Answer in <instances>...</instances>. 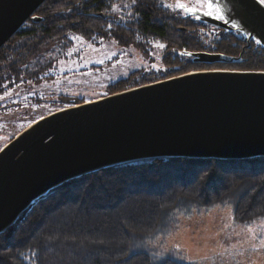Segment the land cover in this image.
Here are the masks:
<instances>
[{
	"label": "trees",
	"instance_id": "16d2710c",
	"mask_svg": "<svg viewBox=\"0 0 264 264\" xmlns=\"http://www.w3.org/2000/svg\"><path fill=\"white\" fill-rule=\"evenodd\" d=\"M114 7L132 12L130 20L116 22L110 14ZM35 16L43 21H29L0 49V86L13 78H37L50 69L60 52L71 47L70 34L88 41L110 37L141 51L149 39L165 44L163 73H133L105 94L212 68L194 63L188 52L242 53L244 60L228 67L264 71L263 48L252 43L246 49L235 34L191 19L184 23L188 18L170 0H47ZM58 45L60 49L53 48ZM216 208H231L238 225L264 220V158L157 159L68 182L34 203L0 235V264H197L182 253L148 244L171 236L178 216Z\"/></svg>",
	"mask_w": 264,
	"mask_h": 264
},
{
	"label": "water",
	"instance_id": "95a60500",
	"mask_svg": "<svg viewBox=\"0 0 264 264\" xmlns=\"http://www.w3.org/2000/svg\"><path fill=\"white\" fill-rule=\"evenodd\" d=\"M46 1L0 0V49L29 21H43L35 13ZM219 2L223 19L206 16L200 4L185 14L264 49V2ZM186 55L205 65L242 62ZM258 158H264V71L201 70L103 92L37 120L0 150V235L51 191L108 168L157 159Z\"/></svg>",
	"mask_w": 264,
	"mask_h": 264
},
{
	"label": "rangeland",
	"instance_id": "374dc122",
	"mask_svg": "<svg viewBox=\"0 0 264 264\" xmlns=\"http://www.w3.org/2000/svg\"><path fill=\"white\" fill-rule=\"evenodd\" d=\"M193 1L170 0L174 5H190ZM110 14L123 24L132 17V12L119 7H114ZM68 38L71 47L61 51L43 74L34 79L13 78L0 86V150L37 120L94 101L133 73L159 75L164 71L166 46L159 39L143 41L141 51L121 46L110 37L88 41L70 34ZM159 44L165 47L160 48ZM53 48L60 49V45ZM47 56L51 58V54ZM177 221L171 236L148 245L166 253H182L186 260L197 264H264V220L238 225L231 208H216L191 217L178 216Z\"/></svg>",
	"mask_w": 264,
	"mask_h": 264
},
{
	"label": "snow or ice",
	"instance_id": "6c2138e0",
	"mask_svg": "<svg viewBox=\"0 0 264 264\" xmlns=\"http://www.w3.org/2000/svg\"><path fill=\"white\" fill-rule=\"evenodd\" d=\"M262 2H264V0H262ZM132 3L135 4L136 0H132ZM125 7H127V5H125ZM176 7L179 9L184 10L185 12L188 13H194L196 12L198 9L195 7H187L184 3H177ZM201 7L206 8V11L204 12V14L206 16H212L215 15V17L217 19H223V16L221 15L222 12V6L219 2V0H203ZM77 39H79L77 37ZM257 44H260V41L257 40L256 41ZM160 48H164L165 46L163 44H159L157 45ZM184 53H182L183 55Z\"/></svg>",
	"mask_w": 264,
	"mask_h": 264
},
{
	"label": "flooded vegetation",
	"instance_id": "af4514ba",
	"mask_svg": "<svg viewBox=\"0 0 264 264\" xmlns=\"http://www.w3.org/2000/svg\"><path fill=\"white\" fill-rule=\"evenodd\" d=\"M262 1V0H261ZM194 2V4H185L187 7H197V5L198 4H202V2H203V0H194L193 1ZM181 3H183V2H181ZM171 6L172 7H176V5H174V4H172L171 3ZM179 9V8H178ZM180 11H181V13L182 14H184V17H186V18H188V19H186V20H184L183 22L185 23V22H191L190 21V19L191 20H193L194 22V24H198L199 22H197L194 18H192V17H188V16H186V14H185V11L184 10H182V9H179ZM27 24V23H26ZM191 24V23H190ZM200 24H202V23H200ZM203 25H205V24H203ZM208 26V25H207ZM210 28H214V27H211V26H209ZM183 29H187V28H183ZM214 29H217V28H214ZM218 30H220V29H218ZM220 31H222V32H225V31H223V30H220ZM229 34H235V33H229ZM235 35H237V36H239L237 33L235 34ZM239 40L240 41H242V42H244L245 43V47H246V49H250V47H251V45H252V43L250 44V45H248L247 44V42L243 39V38H241L240 36H239ZM242 42H240V43H242ZM205 53H209V54H221V53H219V52H205ZM222 55H224V54H222ZM228 56V55H227ZM232 57V56H231ZM238 57H241V59L242 60H244V57H243V54L241 53V55H239V56H236V58H238ZM202 65H205V64H202ZM230 65H235V64H230ZM230 65H223V64H215V65H206V66H209V67H212L211 69H208V70H217V69H222V70H241V71H246V70H242V69H234V68H231V67H228V66H230ZM213 66H218L217 68H213Z\"/></svg>",
	"mask_w": 264,
	"mask_h": 264
}]
</instances>
